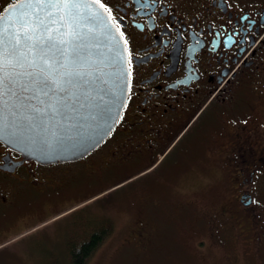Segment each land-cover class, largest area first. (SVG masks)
<instances>
[{"label":"flooded vegetation","instance_id":"obj_1","mask_svg":"<svg viewBox=\"0 0 264 264\" xmlns=\"http://www.w3.org/2000/svg\"><path fill=\"white\" fill-rule=\"evenodd\" d=\"M105 2L127 41L121 113L76 160L39 163L0 142V238L82 209L77 223L90 211L88 230H66L77 247L85 234L122 232L145 245L153 232L217 229L229 237L227 264L240 251L264 264V0ZM218 181L231 198L209 219Z\"/></svg>","mask_w":264,"mask_h":264},{"label":"snow or ice","instance_id":"obj_2","mask_svg":"<svg viewBox=\"0 0 264 264\" xmlns=\"http://www.w3.org/2000/svg\"><path fill=\"white\" fill-rule=\"evenodd\" d=\"M17 5L15 20L0 25V140L49 152L90 141L102 125L111 131L116 97L107 85L110 69L124 59L122 25L111 6L105 0Z\"/></svg>","mask_w":264,"mask_h":264},{"label":"rangeland","instance_id":"obj_3","mask_svg":"<svg viewBox=\"0 0 264 264\" xmlns=\"http://www.w3.org/2000/svg\"><path fill=\"white\" fill-rule=\"evenodd\" d=\"M222 182H209V219H213V213L220 205L229 204V186ZM114 196L118 204L121 201L119 195ZM117 206L121 208L125 204ZM81 210L45 221L50 216L48 214L43 217L44 221L39 219L30 223L28 226L31 227L22 234L18 231L5 233L0 238V264H70L66 230H77L75 224L79 221ZM122 219L121 216L117 222L120 224ZM222 234L217 229L209 230L207 237L195 232H153L142 245L135 242L132 235L110 233L84 264H227L223 252L229 237L222 240ZM126 238L131 243H127ZM235 244L241 249L250 243L238 241ZM242 254L240 251L233 264H251L252 260L242 257Z\"/></svg>","mask_w":264,"mask_h":264},{"label":"water","instance_id":"obj_4","mask_svg":"<svg viewBox=\"0 0 264 264\" xmlns=\"http://www.w3.org/2000/svg\"><path fill=\"white\" fill-rule=\"evenodd\" d=\"M0 15H2L4 18L3 20H0V25L6 24L11 20H15L16 16L18 15L17 0L9 4ZM118 40V48L121 51L124 59L122 61V66H117L113 69H110L111 75L107 85V87L116 97V100L113 101L115 106L111 108V114L114 119L108 121V125L111 126V130L118 119L116 117H119L124 106L129 84V70L125 46L122 37H119ZM102 128L103 130L93 134L90 141L85 140L84 142L76 145L67 144L49 152H41L32 145L17 144L15 142L8 143L6 140H0V142L11 149L18 151L25 158L33 159L39 163L71 161L79 159L88 152L92 151L109 135L110 131H108V127L102 125Z\"/></svg>","mask_w":264,"mask_h":264},{"label":"trees","instance_id":"obj_5","mask_svg":"<svg viewBox=\"0 0 264 264\" xmlns=\"http://www.w3.org/2000/svg\"><path fill=\"white\" fill-rule=\"evenodd\" d=\"M80 223H77L75 227L77 228L80 224H82V228H84V224L86 226V230H88V225L91 222V212L88 210H85V212L82 214V218H80ZM102 222L105 220L104 216L102 217ZM81 222H84L81 223ZM109 233L101 232L96 233L94 235L89 236V234L86 235V243L83 244L80 247H77V245H74L73 242L75 239L70 238L69 240H66V250L69 258L70 264H84L91 254L93 253L94 249L100 244L101 240L104 239Z\"/></svg>","mask_w":264,"mask_h":264}]
</instances>
